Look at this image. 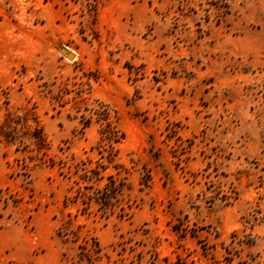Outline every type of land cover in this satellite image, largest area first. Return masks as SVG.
<instances>
[{"label":"rangeland","instance_id":"obj_1","mask_svg":"<svg viewBox=\"0 0 264 264\" xmlns=\"http://www.w3.org/2000/svg\"><path fill=\"white\" fill-rule=\"evenodd\" d=\"M105 106L127 172L105 217L0 138V264H87L85 236L94 264H264V0H0V125L95 161Z\"/></svg>","mask_w":264,"mask_h":264},{"label":"trees","instance_id":"obj_2","mask_svg":"<svg viewBox=\"0 0 264 264\" xmlns=\"http://www.w3.org/2000/svg\"><path fill=\"white\" fill-rule=\"evenodd\" d=\"M94 115L100 122L99 138L96 145L92 147V150L94 149L98 155L95 161L88 158L76 161L73 155L67 156L61 148L59 149L60 155L51 153L49 142L40 126L31 131L19 133L16 127L10 125L11 114H7L0 125V138L8 145H16L14 152L29 153V160L33 162V168L38 166L56 168L61 177L71 182L63 199L65 206H78L80 213H86L94 205L100 212V217H105L108 212L114 213L126 188V178L123 174L127 172L124 166L118 162V150L115 147L122 142L124 135L118 130L116 121L112 120L106 106L102 112L95 111ZM85 123L87 126L90 123V118ZM18 134L30 139L32 147L22 146L20 148L21 145L15 144ZM31 153L34 154L31 155ZM120 210L124 211L123 208ZM71 224L70 219L62 223L56 230V237L61 240L67 232V234H72L73 242H77L78 231H70ZM77 248V257L82 262L94 264L101 259L102 249L94 237L85 236Z\"/></svg>","mask_w":264,"mask_h":264},{"label":"water","instance_id":"obj_3","mask_svg":"<svg viewBox=\"0 0 264 264\" xmlns=\"http://www.w3.org/2000/svg\"><path fill=\"white\" fill-rule=\"evenodd\" d=\"M61 53L64 54V50H61ZM67 58L71 59L72 57L70 55H67Z\"/></svg>","mask_w":264,"mask_h":264},{"label":"bare ground","instance_id":"obj_4","mask_svg":"<svg viewBox=\"0 0 264 264\" xmlns=\"http://www.w3.org/2000/svg\"><path fill=\"white\" fill-rule=\"evenodd\" d=\"M64 54L67 56V55H70L73 59V55L72 54H67L66 51L64 50Z\"/></svg>","mask_w":264,"mask_h":264}]
</instances>
